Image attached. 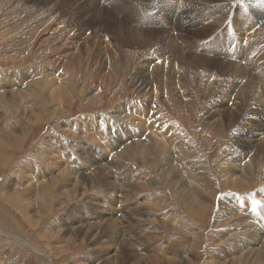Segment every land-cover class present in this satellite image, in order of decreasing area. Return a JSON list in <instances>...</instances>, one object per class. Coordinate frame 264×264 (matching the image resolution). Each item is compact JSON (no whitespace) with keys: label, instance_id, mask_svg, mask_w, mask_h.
<instances>
[{"label":"rangeland","instance_id":"374dc122","mask_svg":"<svg viewBox=\"0 0 264 264\" xmlns=\"http://www.w3.org/2000/svg\"><path fill=\"white\" fill-rule=\"evenodd\" d=\"M146 1L0 0V92L8 89L13 81L16 84L14 89L17 86L20 87L19 85L22 83L20 89L25 86L27 89L26 94L21 95L22 97L26 96L23 101L19 102L10 97L11 101L7 105L0 103V123L3 121L0 124V133L2 130L9 129V126L11 127L10 121L15 125L14 128L11 127V130L15 129L16 131V134L13 132V135L8 139L7 144L11 147H6L5 151L0 150V208L3 209V215L12 219L8 225L4 224L0 217V228L5 234L17 238V242L11 241L0 234V264H104L94 253L95 251L106 252L109 245L106 243L108 240L104 234H101V240L105 241L95 245L91 237L81 241L77 232L73 231L72 233L68 230L80 221L92 222L96 220V215L99 214L116 219L127 215L129 219H121L125 226L127 225L126 222H134L135 224L138 220L141 226L138 227L139 225H137L135 230L131 231L134 229V225H129L128 230L121 234V237L131 238L129 234L136 237L134 240H132L133 237L129 240L130 243L141 245H137V248L135 245L134 252H138L147 258L156 255L157 252L165 254L167 250L163 253L160 251L163 245L174 248L176 256L181 259V263L176 264H182V262L183 264H205L206 254L217 252L218 246L213 232L223 230L222 228L225 229L228 225V221L216 220L220 212L218 209L220 201L226 206H234L238 202L240 215L264 228V152L259 151L252 154L247 178L245 177L239 185L231 186L229 182L233 179V174H227L226 167L229 168L232 157L238 153V143H230L229 139L226 138L228 128L223 131L221 127L216 128L215 125L212 127V122L203 110V105L206 106L207 102V92L204 93L203 90H200L205 87L203 81L202 84L199 82V80H205L207 76L211 75L208 78L215 84L214 90H216L233 82H245V84L251 85L254 84L253 82L264 81L263 20L260 21L252 15L246 0H195L188 4L185 0ZM257 3L264 14V0H257ZM151 7L153 8L151 9ZM218 17L225 19L222 20ZM120 24L122 28H120ZM64 29L66 31L62 32L61 30ZM74 33L80 36L77 37L76 43H81L86 37L92 39L95 37L97 47L106 51L110 49L109 51L118 55L121 54L123 57L121 59L125 64L117 68L113 62L114 56H109L111 68L107 70L105 68L106 63L100 59L103 58V55L98 54L99 51L95 50L88 54L79 51L81 59L77 62L78 65L66 63L64 67L61 60L56 61V58L65 54L66 46L64 43L73 40L71 37ZM66 36L68 38L64 40ZM174 41L176 42L174 43ZM68 46V52L78 50L74 47L68 48ZM61 48L65 50L63 51ZM131 52L136 53L140 62L145 60V55L150 56L147 58L149 62L154 61L153 58L156 59V62L163 60L164 64L170 62L166 64V69H169H167V73L169 72L168 75L166 74L167 78L165 76L166 80H174V69L180 72L184 70L182 72L184 76L187 74L183 80L185 83L182 81L180 84L184 88L181 96L183 100L176 99L178 95H172L169 90H167L168 92L166 89L164 91L155 90L157 99L160 98L158 103L167 97H170L168 99L171 100L166 99L169 105L167 112L163 114V118L155 116L149 119L156 113V110L152 111L145 107V101L140 102L146 98H144V91L142 93L137 85H133V72L134 68L137 67L135 66L137 59L131 58L133 57ZM140 57L143 58L140 59ZM194 70H197L196 73ZM199 70L201 71L199 72ZM239 70L240 74H237ZM51 72L63 75L68 81V90L71 92L68 95H62L63 101L55 105L51 96L44 91L41 92L43 94L38 99L28 97V93L32 94L34 90L32 87H27L26 81L30 77V79L34 78L37 81L40 75L43 77L46 73ZM205 73L207 75H204ZM102 74L108 75V77L101 80L99 77ZM199 75L203 77L200 79ZM195 76H198V81ZM238 77L241 79H237ZM192 78L195 80L191 84L188 79ZM223 81L227 83L224 84ZM250 81L251 83H249ZM55 86H59L58 83ZM191 89L193 90L191 91ZM13 98L16 99V97ZM222 100L224 103L230 104L227 98ZM131 101L140 103V110L145 114L149 113L147 121L150 124L155 127L162 125L163 131L165 125L170 124L169 120L171 119V122L175 123H171L170 126L177 127V130L172 129V132L184 129L183 131H186L187 136L190 139L193 138L191 140L194 143L196 140V143H193V146H187L184 152L187 153L188 160L201 167V169L198 167V177L200 178L203 174L199 185L193 184L191 188L195 192L198 189L200 194L197 192L199 196L194 195L190 204L192 202L198 204L188 205L189 202L187 203L186 200L178 196L177 191L170 187L172 178L166 174L164 177L162 172H159L160 165H157L154 158H149V156L143 160L138 146L132 147L129 156L123 154L120 157L116 153L126 143L130 144L129 141L133 138V134L128 139L126 138L129 135L128 132L132 131V128H135V132L138 131L134 124H132L134 127H131V124L116 121L112 117L116 115L114 111L116 108L118 109L117 106L124 109V112L128 114L129 108H132L133 105ZM16 104L18 108L14 107ZM260 105L264 107L262 102ZM183 117L187 120L184 121ZM4 118L6 121L3 120ZM76 121L78 126L73 135L70 136L67 129L74 130L71 125L75 124ZM7 122L8 124H6ZM128 125L129 127H127ZM252 130V126H240L235 130V133L255 134ZM155 131L157 132L158 129ZM164 132L165 129L162 134ZM226 132L227 134H224ZM48 134L50 136H47ZM163 136L166 135L163 134ZM45 137L47 138L46 142L39 144L42 139L45 140ZM141 138L144 139V137ZM257 139L259 145H264V137L258 136ZM16 140L20 142L18 143ZM51 143L54 146L51 145L49 148ZM55 144L56 151L51 154V151L55 150ZM55 152L61 155L62 164L78 169L77 178L80 182L76 178L78 181L76 183L71 182L70 185L66 184L68 181L63 183L62 189H69V194L67 196L64 194L55 195V200L51 199V204L46 207L42 200L39 202L36 198L29 197L27 194L29 192H25L24 188L33 185L32 175L35 178L43 177V172L39 170L40 167L35 163V160L38 157L42 161L49 160L51 156H55ZM134 155H136V159H134ZM257 155L261 156H259V160ZM7 158L10 159L4 161ZM88 158L94 159L96 163L90 162ZM50 162L48 161V163ZM163 162L164 158L161 159L160 164ZM23 164L34 165L32 173L27 168H20ZM98 164H107L106 166L109 167L107 171L105 170V177H97L96 167ZM40 165L44 166L41 162ZM57 166L60 165L54 166V172H58ZM148 166L150 167L148 168ZM177 167L179 170L180 167ZM88 178H90L89 183L87 182ZM108 180L113 185L121 186L123 189L105 187L102 182ZM77 183L81 184L78 185ZM72 185H75L77 189L74 196L71 195L73 194L70 189ZM57 193L59 194V191H56L55 194ZM202 200L203 202H201ZM130 208H135L140 212H137L136 215H128ZM121 214L122 216H120ZM171 220L173 221L168 223ZM174 221L177 225L173 223ZM143 222L146 223L142 224ZM13 225L17 230L13 229ZM185 225L191 229L190 232H187ZM140 235L144 237L143 240L139 237ZM151 240L153 241L151 242ZM249 245L252 248L255 247L254 243ZM33 248H35L34 251ZM116 249L118 250V247ZM227 253L232 254L230 251ZM217 255L221 256L219 253ZM163 256L159 255V259L158 257L148 259L146 263H163L165 261ZM240 263L248 264L245 263V260H241ZM125 264H130V261H125Z\"/></svg>","mask_w":264,"mask_h":264},{"label":"bare ground","instance_id":"6f19581e","mask_svg":"<svg viewBox=\"0 0 264 264\" xmlns=\"http://www.w3.org/2000/svg\"><path fill=\"white\" fill-rule=\"evenodd\" d=\"M148 1V0H147ZM146 1V2H147ZM195 0H185V2L188 4L189 2H192ZM248 1V7L250 8V11L252 13V15L255 18H258L260 21L263 20L264 22V14L262 12V9L260 7V5L257 3V0H246ZM211 3V2H210ZM201 4V3H200ZM203 4V3H202ZM191 5V4H190ZM195 5V3H194ZM153 7H151L152 9ZM149 9V8H148ZM149 12V11H148ZM180 17V16H179ZM118 18V17H117ZM209 18V17H208ZM219 18V17H218ZM222 18V17H221ZM219 18V19H221ZM124 19V18H123ZM211 19V17H210ZM225 19V18H224ZM222 18V20H224ZM221 22V21H220ZM260 22V23H263ZM246 23V22H245ZM216 24V22H215ZM220 26V25H219ZM134 27V26H133ZM213 27V26H212ZM218 27V26H217ZM120 28H122V25L120 24ZM211 28V27H210ZM127 29V28H126ZM130 31H132L130 28H128ZM138 29V28H137ZM206 29V28H205ZM204 29V30H205ZM124 30V29H122ZM203 30V31H204ZM208 30V29H207ZM66 31L64 30H61ZM145 31V30H143ZM206 31V30H205ZM196 32V31H194ZM152 33V32H150ZM169 33V32H168ZM170 34V33H169ZM205 36V35H204ZM80 37L79 34H73V36L71 37L73 40L68 41L66 44L64 43V46H66V51L63 50V48H61L65 54H63L60 58L57 57L56 61H59V59L61 60V63H63L64 67L66 66V63L68 64H73L76 63V65H78V61L81 59V57H79V51H83L84 53L88 54L91 51H99L98 54L103 55V58L101 57L100 59H103V63H106V69L110 70L111 68V62L110 59L108 58L109 56H114V63L116 65V67H120L122 66V64L124 65L125 63H123L122 59V55H118L113 51H106L105 49H102L100 47L96 46V42L94 40V38L92 39L91 37H86L84 38L83 41H81V43H76V40ZM168 37V36H167ZM179 37V36H178ZM206 37V36H205ZM67 36L64 38V40H67ZM183 38V37H182ZM201 38V37H200ZM166 39V38H165ZM174 39V38H173ZM177 39V38H176ZM182 40V39H181ZM190 40V39H189ZM194 40V39H193ZM80 41V40H78ZM168 41V39H167ZM170 41V40H169ZM164 42V40H163ZM162 42V43H163ZM176 41H174L175 43ZM188 42V41H187ZM186 42V44H187ZM172 43V41H171ZM152 44V43H151ZM189 44V43H188ZM69 45V46H68ZM68 48H76L78 49L76 52L74 51H69L68 52ZM79 46V47H78ZM163 46V45H162ZM161 46V47H162ZM102 47V45H101ZM105 47V46H104ZM181 47V46H180ZM149 48V47H148ZM57 50H60L59 48H56ZM132 49V48H131ZM186 49V48H185ZM68 52V53H66ZM55 53V52H54ZM62 53V52H61ZM132 53V52H131ZM135 53V52H134ZM133 54V53H132ZM117 57H116V56ZM128 55V54H127ZM57 56V55H56ZM130 56V54H129ZM133 56V57H131ZM130 57L133 58L134 60L137 59V67L134 68V76H133V85H137V87H139L141 89V92L145 93V100H141L145 101L144 106L149 108L150 110L154 111L156 110L152 117H150L149 119L156 117H162L163 118V114H165L167 112V106L169 104H167V100H170L167 97L166 99L163 98L161 102L158 103L157 99V95L155 90H162L164 91L166 89L170 91V93L172 95H178L176 96V99H182V95H183V90L184 88L180 85L181 82L184 80V78H186L185 76H187V74L184 76V74L180 71H178L177 69H174L175 71V76L173 77L174 80H166L165 76L167 78V71L166 69V64H169L168 62L166 64H164L163 60H159L156 62V59L153 58L152 62L147 61V58L150 56L145 55V60L143 62H140V60L138 59V57H136V53L131 55ZM163 56V55H162ZM97 57V56H96ZM125 57V56H124ZM143 58V57H142ZM140 57V59H142ZM160 58V57H159ZM166 59V56L164 57ZM130 59V58H129ZM162 59V58H161ZM132 60V59H131ZM126 61V60H125ZM128 61V59H127ZM59 63V62H58ZM174 63V62H173ZM175 64V63H174ZM183 64V63H182ZM132 65V64H130ZM171 65V64H170ZM180 65V64H178ZM177 65V66H178ZM188 65V64H187ZM215 65V64H214ZM172 66V65H171ZM235 66V65H234ZM238 66V65H237ZM134 67V66H133ZM169 67V66H168ZM130 68V67H129ZM173 68V67H172ZM171 68V69H172ZM176 68V67H175ZM237 69V67H235ZM170 69V71H171ZM183 69H185V67H183ZM189 69V68H187ZM243 69V68H242ZM66 70V69H65ZM132 70V69H131ZM173 70V69H172ZM182 70V69H181ZM62 71V70H61ZM173 71V72H174ZM188 71V70H187ZM197 70H194V72ZM201 70H199L200 72ZM210 71V70H209ZM213 71V70H212ZM190 72V71H189ZM193 72V71H192ZM198 72V73H199ZM204 72V71H203ZM66 73V72H64ZM185 73V72H184ZM187 73V72H186ZM196 73V72H195ZM212 73V72H211ZM252 73V72H251ZM45 74V73H44ZM167 74V75H166ZM171 74V73H170ZM189 74V73H188ZM237 74H240V70L237 72ZM253 74V73H252ZM43 75V74H42ZM192 75V74H191ZM198 75V74H197ZM204 75H207L206 73ZM47 76V77H45ZM41 77L36 81L34 78L27 80L26 84L27 87H32V89L34 91H32V94H29L28 92V97H32V98H37L43 94L41 93L42 91L47 92L48 95L51 96V99L54 101L55 105L58 102H62V95L63 94H69L71 91L68 90L69 89V84L68 81L63 77V75H59L58 73H46V75ZM132 76V75H131ZM190 76V75H188ZM211 76V75H209ZM209 76H207V79L205 80H199V78L201 79V75L195 76L197 77V81L199 80V82L203 81V85H204V89H200L203 90L202 92L205 93V91L207 92V102H206V106L203 105V110L205 111V114L207 116V118L212 122V127L213 125L217 127H221L223 128V131H225L224 129L228 128V134L227 132L224 134H227L226 138L229 139L230 143L234 142V143H238V153L236 154V156L232 157L231 159V163L229 168L226 167L227 170V174H233V179L229 182L231 184V186L235 187L237 185H239L242 181H244V178L246 177V175H248V169L253 157V153H257V152H264L263 146L264 145H259V141H258V136H262L264 137V107L261 104H264V81H260V82H253L254 84L248 85L247 83H228L229 85H227L226 87L223 88H219V89H215V84L211 82V80L208 78ZM108 75L106 76L105 74H102V76H100L99 78L101 80H103L104 78H107ZM205 77V76H204ZM226 77V76H225ZM24 78V77H23ZM213 78V77H211ZM224 78V77H222ZM230 78V77H229ZM232 78V77H231ZM234 78V77H233ZM169 79V78H168ZM227 79V78H226ZM237 79H241L240 77H238ZM236 79V80H237ZM243 79V78H242ZM258 79V78H257ZM25 80V79H24ZM187 80V79H186ZM190 80L191 84L193 83V81L195 80L194 78L192 79H188V81ZM214 80V79H213ZM212 80V81H213ZM217 80V79H216ZM221 80V79H220ZM245 80V79H244ZM261 80V78H260ZM54 81V82H53ZM218 81V80H217ZM233 81V80H232ZM257 81V80H256ZM21 82V81H20ZM59 86H55L57 83ZM184 82V81H183ZM198 82V83H199ZM216 82V81H214ZM224 84L225 81H223ZM231 82V80H230ZM248 82V81H247ZM56 83V84H55ZM185 83V82H184ZM222 83V82H221ZM251 83V81L249 82ZM23 84V83H22ZM19 85L20 87L22 86ZM188 84V83H187ZM219 84V83H218ZM16 84L13 83L10 84V87L8 89H4L2 92H0V103L3 105H7L8 102L11 101L10 97H12L13 100H17L19 102L23 101V99H25V97H22L21 95H25L26 94V86L22 89H20V87H16L14 89V86ZM189 85V84H188ZM198 85V84H197ZM223 85V83H222ZM55 86V87H54ZM184 86V85H183ZM224 86V85H223ZM187 87V85H186ZM219 87V86H218ZM221 87V86H220ZM189 88V87H187ZM193 88V87H192ZM190 89V88H189ZM98 90V89H97ZM181 90V92H179ZM193 89H191L192 91ZM165 91V92H166ZM168 92V91H167ZM166 92V93H167ZM185 92V91H184ZM201 92V91H199ZM25 93V94H24ZM158 93V92H157ZM190 93V92H189ZM139 94V93H138ZM161 94V93H159ZM185 94V93H184ZM193 94V93H192ZM201 94V93H199ZM198 94V95H199ZM71 95V94H70ZM162 95V94H161ZM160 95V96H161ZM194 95V94H193ZM42 96V95H41ZM47 96V95H46ZM65 96V95H64ZM163 96V95H162ZM170 96V95H169ZM189 96V95H188ZM192 96V95H191ZM195 96V95H194ZM13 97H16V99H14ZM140 97V96H139ZM19 98V99H17ZM90 98V97H89ZM184 98V97H183ZM190 98V96H189ZM193 98V97H192ZM228 99L230 101V104L224 103L222 99ZM42 99V98H41ZM40 99V101H41ZM72 99V98H70ZM165 99V100H164ZM98 100V98H97ZM101 100V99H100ZM185 100V99H184ZM88 101V100H87ZM102 101V100H101ZM171 101V100H170ZM169 101V102H170ZM188 101V100H187ZM194 101V100H193ZM192 101V102H193ZM196 101V100H195ZM228 101V103H229ZM14 102V101H13ZM25 102V101H24ZM89 102V101H88ZM97 102V101H96ZM124 102V101H123ZM132 102V101H131ZM130 102V104H131ZM175 102V101H174ZM202 102V101H201ZM200 102V103H201ZM180 103V102H179ZM183 103V102H182ZM186 103V102H185ZM14 104V103H12ZM18 104V103H17ZM14 105V107L18 108V105ZM21 104V103H20ZM60 104V103H58ZM97 104V103H96ZM116 104V103H115ZM132 108H129V113L126 114L124 112V109H120L119 106L118 109H115V113L116 115L112 116L114 120L116 121H120L123 122L125 124H131V127H134L132 124H134L136 126V128L138 129L137 132H135V128H132V131L128 132V136H126V138H128L130 135L133 134V138L130 139L129 143L130 144H125L122 149L118 153V155L121 157L123 156V154H127V156L130 155V150L134 148V146H138L139 147V151H140V156L142 157L143 160H146L147 157L149 158H154V160L156 161L157 165L159 167V172L161 171L162 174L165 177L166 176H170L172 178V185L170 187H172L175 191H177V195L180 196L183 200H186L188 205L190 204V201H192V199L194 198L193 196L196 195L197 197L199 196V190L197 189L196 192L191 190L192 185H199V181L202 177L203 174H201V177L199 178L197 173H198V167L194 162L190 161L187 159V153H185L184 151L186 150L187 146H193L192 144L194 143L193 138H189V136H187L186 131H178V132H172V129H176L177 127L175 126V128H173V126L170 124L171 123H175V122H171V119H167L170 121V124L165 125L164 129L165 132L163 134H165L166 136H163L162 132V125L155 127L154 125L150 124L147 121V117L149 115V113H144L140 110V103H133L132 102ZM196 104V103H195ZM54 105V104H53ZM95 105V104H94ZM181 105V104H179ZM183 105V104H182ZM199 105V104H198ZM201 105V104H200ZM22 106V105H21ZM92 106V105H91ZM97 106V105H96ZM128 106V104H127ZM173 106V105H172ZM190 106V105H189ZM25 107V106H24ZM183 107V106H182ZM200 107V106H199ZM173 108V107H172ZM120 109V110H119ZM170 109V108H169ZM190 109V108H189ZM199 109V108H198ZM197 109V110H198ZM22 110V109H21ZM26 110V109H25ZM195 110V111H197ZM58 111V110H57ZM172 111V109H171ZM193 111V110H192ZM201 111H202V107H201ZM173 112V111H172ZM170 113V112H169ZM198 113V111H197ZM175 114V113H174ZM183 114V113H182ZM181 114V115H182ZM25 115V113H24ZM180 115V116H181ZM193 115V114H192ZM198 115V114H197ZM203 116V115H202ZM205 116V117H206ZM182 117V116H181ZM185 117V115H184ZM184 117L182 118L184 121L186 120L184 119ZM34 118V117H33ZM161 118V121H162ZM191 118V117H190ZM112 119V120H113ZM193 119V118H192ZM202 119V118H201ZM205 119V118H204ZM4 121L5 118L3 119ZM165 120V121H166ZM189 120V119H188ZM10 120L8 119V122ZM80 121V120H79ZM179 121V120H178ZM204 121V120H203ZM3 122V121H2ZM1 122V123H2ZM8 122L6 124H8ZM163 122V121H162ZM167 122V121H166ZM193 122V120H192ZM0 123V124H1ZM10 125L11 127L13 126V128L15 127L14 124H12V122L10 121ZM118 123V122H117ZM177 123V121H176ZM74 124V123H73ZM71 125L73 129H67V133L72 136L73 133L76 130V127L78 126V122L76 121L74 125ZM190 124V123H189ZM208 124V123H207ZM123 125V124H122ZM129 125L127 127H129ZM181 125V124H180ZM184 125V123H183ZM188 125V124H187ZM187 125H185L187 128ZM204 125V124H203ZM252 126L255 134H251V133H243V132H236L235 130L237 128H239L240 126ZM102 126V125H101ZM106 126V125H104ZM117 126V125H116ZM124 126V125H123ZM8 128V126H6ZM11 127L9 126V129H5L2 130V132L0 133V150L1 151H5L6 147H11V145L7 144L8 143V139L9 137H11L13 135V132L16 134L15 129L11 130ZM107 127V126H106ZM122 127V126H120ZM130 127V128H131ZM17 128V127H16ZM189 128V127H188ZM18 129V128H17ZM155 129H158V131L156 132ZM249 129V128H248ZM142 130V133L140 134ZM190 130V129H189ZM215 130V128H214ZM252 130V131H253ZM81 131V130H80ZM155 131V132H153ZM191 131V130H190ZM227 131V130H226ZM102 132V131H101ZM168 132V135H167ZM215 132V131H214ZM246 132V130H245ZM249 132V131H248ZM48 133V132H47ZM189 133V132H188ZM84 134V133H83ZM89 134V133H88ZM75 135V134H74ZM95 135V134H94ZM47 136H50L49 134ZM81 136V135H80ZM84 136V135H83ZM198 136V135H197ZM224 136V135H223ZM125 137V136H124ZM131 137V136H130ZM140 137H144V139H140ZM193 137V136H192ZM14 138V137H13ZM49 138V137H48ZM208 138V137H207ZM46 137L45 140L42 139V141L39 142V144H42L44 141L46 142ZM85 139V138H83ZM89 139V138H88ZM129 139V138H128ZM209 139V138H208ZM261 139V138H259ZM19 140V139H18ZM16 140L18 143L20 141ZM63 140V139H62ZM224 140V139H223ZM48 141V140H47ZM98 141V140H97ZM96 141V142H97ZM201 141V140H200ZM226 141V140H225ZM44 142V143H45ZM50 142V141H49ZM67 143V141H65ZM128 142V141H127ZM203 142H205L203 140ZM64 143V142H63ZM93 143V142H92ZM136 143V144H134ZM196 143V140H195ZM194 143V144H195ZM226 143V142H225ZM49 144V143H48ZM152 144V146H151ZM205 144V143H204ZM51 145H53L52 143L48 146L49 148H51ZM59 145V144H58ZM57 145V146H58ZM66 145V144H65ZM71 145V144H70ZM121 145V144H120ZM225 145V144H224ZM227 145V144H226ZM42 146V145H41ZM54 146V145H53ZM67 146V145H66ZM69 146V145H68ZM197 146V145H196ZM229 146V144H228ZM39 147V146H38ZM78 147V146H77ZM133 147V148H132ZM199 147V146H198ZM56 144H55V150L51 151V154H53V151H56ZM69 148V147H68ZM102 148V147H101ZM236 148V149H237ZM53 149V147H52ZM83 149V148H82ZM226 149V147H225ZM231 149V148H230ZM11 150V149H10ZM79 150V149H78ZM128 150V152H127ZM171 152H170V151ZM193 150V149H192ZM233 150V149H232ZM63 151V150H62ZM136 151V150H135ZM170 152V155H168V153ZM200 151V150H199ZM198 151V152H199ZM225 151V150H224ZM227 151V150H226ZM58 152V151H57ZM55 152V156H51L49 160H44L42 161L40 159V157H38V159L35 160V163L37 165H39L40 169L43 172V177H33L32 175V179H33V185H29L28 188H24L25 192H29L27 193L29 197L31 198H36L37 200H39V202L42 200V202L44 203V205L46 207H49V205L51 204L50 201L55 200L54 197L55 195H61L64 194V196H67L69 194V189H62L61 185L63 183H65L66 181H68L66 184L70 185L71 182L76 183L77 180H79L77 178V174H78V169L73 168L72 166L69 167L66 166L65 164H62V159H61V155L59 153ZM61 152V151H60ZM133 152V151H132ZM168 152V153H167ZM187 152V151H186ZM136 153V152H135ZM58 154V155H57ZM228 154V153H227ZM190 155V154H189ZM220 155V154H219ZM218 155V156H219ZM229 155V154H228ZM136 155H134V159ZM138 156V155H137ZM258 160H259V156L257 155ZM100 157V156H99ZM164 158V162L160 164L161 159ZM205 157V156H204ZM228 157V156H227ZM261 157V156H260ZM117 158V156H116ZM114 158V159H116ZM231 158V157H229ZM255 158V157H254ZM10 158L5 159L4 161H7ZM90 159V158H88ZM120 159V158H119ZM123 159V158H122ZM128 159V158H127ZM64 160V159H63ZM125 160V159H124ZM129 160V159H128ZM150 160V159H149ZM230 160V159H229ZM254 160V159H253ZM262 160V159H261ZM48 161L50 163H48ZM137 161V160H136ZM142 161V160H140ZM43 164L44 166L40 165ZM90 162L96 163L95 160L90 159ZM127 162V161H126ZM197 162V161H196ZM206 162V161H205ZM220 162V161H219ZM222 162V161H221ZM261 162V161H260ZM128 163V162H127ZM144 163V161H143ZM264 163V161H263ZM58 164L60 165L57 168L58 172H54V166ZM87 164V163H86ZM92 164V163H90ZM199 164V163H198ZM221 164V163H220ZM254 164V163H253ZM261 164V163H260ZM64 165V166H62ZM107 164H98L96 167V175L98 178H100V176L105 177V170L107 171V169L109 168L108 166H106ZM125 165V164H124ZM129 165V164H128ZM135 165V164H134ZM76 166V165H75ZM74 166V167H75ZM131 166V165H129ZM179 166V170L178 167ZM254 166V165H253ZM258 166V165H257ZM35 166L32 164H23L21 165L20 168H27L28 170H32ZM64 167V168H62ZM150 166H148L149 168ZM176 167V168H175ZM208 167V166H207ZM218 167V165H217ZM264 167V166H263ZM38 168V167H37ZM36 168V169H37ZM115 168V167H114ZM144 168V167H142ZM221 168V167H220ZM228 168V169H227ZM111 169V168H110ZM201 169V167H200ZM222 169V168H221ZM256 169V168H255ZM21 171V169H19ZM127 170V169H126ZM130 170V169H128ZM260 170V169H259ZM258 170V171H259ZM204 171V170H202ZM224 171V169H223ZM264 171V170H263ZM91 172V171H90ZM126 172V171H125ZM137 172V171H136ZM212 172V171H211ZM226 172V171H225ZM256 172V171H255ZM21 173V172H19ZM18 173V174H19ZM140 173V172H139ZM158 173V172H157ZM156 173V174H157ZM262 173V172H261ZM22 174V173H21ZM110 174V172H109ZM108 174V175H109ZM160 174V173H159ZM161 174V175H162ZM220 174V173H219ZM226 174V173H225ZM260 174V173H259ZM88 175V174H87ZM253 175V174H252ZM24 176V175H23ZM27 176V175H26ZM116 176V175H115ZM47 177V178H46ZM147 177V175H146ZM158 177V176H157ZM161 177V176H160ZM28 178V177H27ZM77 178V180H76ZM91 178V177H90ZM90 178L87 179V182H90ZM149 178V177H148ZM163 178V176L161 177ZM217 178V176H216ZM247 178V177H246ZM31 179V178H30ZM102 179V178H101ZM144 179V178H143ZM151 179V178H150ZM222 179V177H221ZM224 179V178H223ZM46 180V181H45ZM105 180V179H104ZM202 180V179H201ZM216 180V179H215ZM255 180V179H254ZM26 181V180H25ZM144 181V180H143ZM213 181V180H212ZM226 181V180H225ZM28 182V181H27ZM78 182V181H77ZM80 182V180H79ZM102 182V181H101ZM100 182V183H101ZM162 182V181H161ZM228 182V181H227ZM254 182V181H253ZM31 183V184H32ZM103 185L107 188H118V189H123V187L119 186H115L113 185V183H111L109 180L102 182ZM137 183V182H136ZM142 183V182H141ZM150 183V182H149ZM197 183V184H195ZM221 183V182H220ZM228 183V185H229ZM78 184V183H77ZM81 184V183H80ZM78 184V185H80ZM117 184V182H116ZM143 184V183H142ZM148 184V183H147ZM169 184V183H167ZM166 184V185H167ZM209 184V182H208ZM243 184V183H242ZM14 185V184H13ZM24 185V184H23ZM84 185V184H83ZM118 185V184H117ZM128 185V184H127ZM126 185V186H127ZM130 185V184H129ZM205 185V184H204ZM207 185V184H206ZM22 186V185H21ZM27 186V185H26ZM132 187V185H130ZM134 186V185H133ZM201 186V184H200ZM246 186V185H244ZM75 185H72L71 192L73 194L71 195H75L77 192V189ZM97 187V186H96ZM128 187V186H127ZM195 187V186H193ZM66 188V187H65ZM95 188V187H93ZM104 188V187H103ZM171 188V189H172ZM204 188V187H203ZM258 188V187H257ZM101 189V188H100ZM111 189V190H112ZM202 189V188H201ZM263 189V188H261ZM92 190V189H91ZM203 190V189H202ZM205 190V189H204ZM56 191H59V194H55ZM94 191V190H93ZM132 191V189H131ZM264 191V190H263ZM70 192V193H71ZM87 192V191H86ZM99 192V191H97ZM114 192V191H113ZM198 192V193H197ZM237 192V191H236ZM252 192V191H251ZM250 192V193H251ZM92 193V192H91ZM119 193V192H118ZM124 193V192H123ZM133 193V191H132ZM176 193V192H175ZM86 194V193H85ZM131 194V193H130ZM200 194V193H199ZM207 194V193H206ZM133 195V194H132ZM226 195V194H225ZM255 195V194H254ZM73 196H69V197H73ZM130 196V195H128ZM136 196V195H135ZM195 196V198H196ZM233 196V195H232ZM248 196V195H247ZM124 197V196H123ZM132 197V196H131ZM225 197V196H224ZM246 197V196H243ZM250 197V196H249ZM79 198V197H78ZM87 198V197H85ZM107 198V197H106ZM110 199V197H108ZM120 198V197H119ZM128 198V197H127ZM154 198V197H153ZM177 198V197H176ZM231 198V197H230ZM254 198V197H253ZM10 199V198H9ZM8 199V201H9ZM69 199V198H68ZM112 199V198H111ZM199 199V198H198ZM204 199V198H202ZM246 199V198H245ZM244 199V200H245ZM11 200V199H10ZM63 200V199H62ZM72 200V199H71ZM181 200V199H180ZM220 200V199H219ZM218 200V201H219ZM229 200V199H228ZM66 201V200H65ZM64 201V203H65ZM12 202V201H11ZM68 202V201H67ZM203 202V200L201 201ZM120 203V202H119ZM36 204V203H35ZM66 204V203H65ZM182 204V203H181ZM193 204H198V203H193ZM146 206V204H144ZM143 205V206H144ZM152 205V204H151ZM86 206V205H85ZM94 206V204H93ZM148 206V205H147ZM88 207V206H87ZM140 207V205H139ZM154 207V206H153ZM152 207V208H153ZM156 207V206H155ZM199 207H200V203H199ZM239 207L240 205H238V202L236 205L234 206H229V205H225V203L223 204L221 201L219 202V206L218 209L220 210L219 215L217 216L216 220L217 221H228V225L227 227L223 230H216L215 232H213V236L214 238H216L217 241V246H218V250L217 252L215 251V253H208L206 254V262L205 264H223L224 262L226 264H241V260H245V263L248 264H264V228L255 225L254 223H252L250 220H248L247 218H245L244 216L240 215L239 212ZM196 208V207H195ZM201 208V207H200ZM5 209V208H4ZM91 209V207H90ZM95 209V208H94ZM194 209V208H193ZM71 210V209H70ZM97 210V209H96ZM39 211V210H38ZM217 211V210H216ZM140 211H138L137 209L133 208V209H129V213L130 214H138ZM195 211H193L194 213ZM0 217L1 220L4 221V224H8L12 222V219H10L8 216L3 215V209L2 207L0 208ZM7 214V213H6ZM96 214V213H95ZM99 214V213H98ZM195 214V213H194ZM122 216V214L120 215ZM97 219L92 221V222H86L85 220L78 222L75 226H73L69 232L75 231L80 235V239L81 241L84 238L91 237L92 238V242L93 244H98V243H103L105 240H101V236L104 234V237L107 238L108 245L106 252H102L99 253L98 251H95V255L97 257L100 258V262L104 263V264H125V261L129 260L130 264H148L146 263L148 259H152L153 257H158L159 255H164L163 257L165 258V261L163 263H159V264H176V263H181V259L179 258V256H176L175 252H174V248H170L167 246H162L161 248V252H165V250H167V252L165 254H159L157 252L156 255L153 256H149L148 258L146 256H142L140 255L138 252L135 253L134 249H135V245L137 248V245L140 244H133L130 243L129 240L133 239L134 240L136 237L131 236V238H123L121 237L124 232H126L129 228V225H134V229L131 231L135 230V227L137 225H139V221L137 220L136 223L134 224V222H126V226L125 224H123L124 221L123 218L127 219V215H123L121 218H111V217H104L102 215H96ZM131 217V216H130ZM83 218V217H82ZM81 218V219H82ZM194 218V217H193ZM122 219V220H121ZM129 219V218H128ZM256 221L257 219L254 218ZM140 220V219H139ZM142 220V219H141ZM146 220V219H145ZM149 221V219H148ZM151 221V219H150ZM173 220H171L168 223H171ZM6 222V223H5ZM155 222V221H154ZM146 223V222H145ZM144 222L142 224H145ZM151 223V222H150ZM153 223V222H152ZM158 223V221H157ZM175 224V221L173 222ZM183 223V222H182ZM218 223V222H217ZM224 223V222H223ZM58 224V223H57ZM56 224V225H57ZM62 224V223H61ZM180 224V223H179ZM55 225V226H56ZM177 225V223L175 224ZM181 225V224H180ZM14 226V225H13ZM53 226V225H52ZM141 225H139L138 227H140ZM224 226V224H223ZM11 227V226H9ZM124 227H126V229H123ZM13 228V227H12ZM13 229H16V227L14 226ZM185 229L187 230V232H190L191 229L185 225ZM220 229V228H219ZM17 230V229H16ZM155 231V229H154ZM122 232V233H121ZM68 233V232H67ZM0 234L1 236L5 237V238H9V240L11 241H16L17 238L7 235L5 234L1 228H0ZM69 234V233H68ZM102 234V235H101ZM71 236V235H70ZM73 236V235H72ZM75 236V235H74ZM212 236V237H213ZM141 237V240L144 239L143 236H139ZM150 237V236H149ZM148 238V237H145ZM149 239V238H148ZM101 240V241H100ZM22 241V240H21ZM79 241V240H78ZM91 241V240H90ZM148 241V240H147ZM153 240H151L152 242ZM192 241V240H191ZM196 241V240H194ZM17 242V241H16ZM150 242V241H149ZM211 242V241H210ZM23 243V242H22ZM90 243V242H89ZM105 243V244H106ZM143 243V242H142ZM254 243V248L250 247L249 244ZM26 246V243H24ZM104 244V245H105ZM212 244V243H211ZM32 246V245H31ZM37 246V245H36ZM35 246V247H36ZM141 246V245H140ZM33 247V246H32ZM116 247H118V250L116 249ZM215 248V247H214ZM38 249V248H37ZM221 249V250H220ZM29 250V249H28ZM35 250V248H33V251ZM96 250V248H95ZM101 250V249H100ZM220 250V251H219ZM40 251V250H39ZM114 251V253H112ZM227 251L232 252V254H228ZM41 252V251H40ZM220 254L221 256L217 255ZM45 254V253H44ZM219 256V257H218ZM154 259V258H153ZM159 259V257H158ZM183 259V258H182ZM72 263V262H71ZM151 263V262H150ZM149 263V264H150ZM158 264V263H157ZM183 264V262H182Z\"/></svg>","mask_w":264,"mask_h":264}]
</instances>
